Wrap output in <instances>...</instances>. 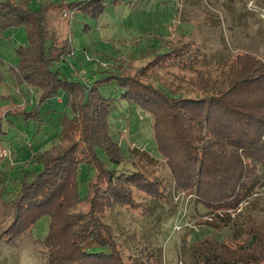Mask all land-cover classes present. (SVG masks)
Listing matches in <instances>:
<instances>
[{
	"label": "trees",
	"instance_id": "16d2710c",
	"mask_svg": "<svg viewBox=\"0 0 264 264\" xmlns=\"http://www.w3.org/2000/svg\"><path fill=\"white\" fill-rule=\"evenodd\" d=\"M36 1L0 0V34L21 27L26 38L25 45L14 49L12 73L17 84L34 93V105L14 104L4 115L37 123L39 129L44 115L54 110L44 103L59 99L64 110L57 141L30 155L41 168L26 172L5 201L12 216L0 238L16 239L47 216L44 264H160L161 244H155L148 230L154 228L150 223L157 214L178 206L177 193L194 194L196 202L212 212L248 203L254 188L264 187V60L236 51L221 74L209 76L196 69L194 93L172 90L153 79L142 81L145 67L134 69L131 61L122 66V58L112 59L113 70L85 83L60 68L74 48L52 28L48 6L97 19L108 6L128 1L58 0L56 5L40 0L37 8ZM190 35L166 41L160 52L141 51L139 58L152 53L160 67L193 71L201 51ZM112 83L118 94L103 95L100 87ZM115 100L151 118L155 149L168 178L150 176V169L123 153L112 131ZM82 164L93 169L85 196L79 192ZM242 210L234 219L215 220L230 230L225 238L210 235L191 243L182 239L183 264H264V224L246 217L241 226L237 221L243 218ZM121 213H138L140 221L121 224Z\"/></svg>",
	"mask_w": 264,
	"mask_h": 264
},
{
	"label": "rangeland",
	"instance_id": "374dc122",
	"mask_svg": "<svg viewBox=\"0 0 264 264\" xmlns=\"http://www.w3.org/2000/svg\"><path fill=\"white\" fill-rule=\"evenodd\" d=\"M52 1L58 5V0ZM127 1L108 6L97 19L85 17L79 10L48 6L47 14L52 28L61 41L67 38L74 48L60 64L61 70L70 78H78L86 83L94 75L100 76L104 71L113 70L110 64L115 61L112 59L122 58L125 62L118 61L122 66L128 67L131 61L134 69L145 67L144 75L140 77L142 81L153 79L172 90L194 93L197 88L193 84L196 69L201 73L207 72L209 76L221 74L222 70H226L224 63L236 51L252 53L264 60V0ZM38 2L33 6L37 8L40 5ZM188 35L198 45V51L203 52L198 54L193 71L160 67L152 60V53H144L139 58L141 51L160 52L166 41L172 42L174 38ZM25 44L26 38L21 27L0 34V233L12 216L5 201L10 200L11 192L18 187L26 172L41 168L30 159V155L57 141L59 119L64 110L59 99L58 102L52 99L44 103L43 107L54 110L44 115L39 129L37 123H24L21 117L4 115L14 104L25 107L34 105V93L26 85L17 84L11 70L17 61L14 49ZM115 88L112 83L102 85L100 90L103 95L114 97L118 94L117 90L114 92ZM116 100L117 110L111 118L112 131L123 153L142 169H150V176L168 178V171L155 149L151 118L138 108ZM97 154L110 166L102 151L97 149ZM92 174L91 166H80L78 181L81 196H85V182ZM135 196L137 199L142 198L139 193H135ZM247 198L248 203L243 205L245 208L241 212L243 218H238L237 223L243 226L242 221H247L244 218L253 217L264 224V187L256 186ZM179 204L173 211L163 210L150 223L154 228L148 231L155 237V244L158 247L161 244L160 264H183L179 246L182 239L191 243L192 240L210 235L217 239L229 235L227 227L216 224L215 220L221 218L211 216L224 209L208 212L196 202L195 195L188 201L185 215L188 225L176 230L174 226L178 219ZM237 213L232 216L229 214L230 219H234ZM138 215L121 213L119 222L140 221ZM48 221L47 216H42L30 230L16 239L0 238V264H44L46 253L43 238L48 231ZM240 224H236V227Z\"/></svg>",
	"mask_w": 264,
	"mask_h": 264
},
{
	"label": "built area",
	"instance_id": "2783aa9c",
	"mask_svg": "<svg viewBox=\"0 0 264 264\" xmlns=\"http://www.w3.org/2000/svg\"><path fill=\"white\" fill-rule=\"evenodd\" d=\"M194 197V194H188L185 195L183 192H179L174 196V202H178L179 204V208H178V212H177V216L178 219L176 221V224L174 226V228L176 230H179L182 225H188V223L186 222V211H187V207H188V201L190 200V198ZM246 202H242L240 203L236 208L233 209H224V210H220V211H216L215 213H217V215H211L216 216L218 218H224V217H229V214L232 216L234 215L236 212H240L243 208V205ZM175 232H179V231H175ZM181 264V263H180Z\"/></svg>",
	"mask_w": 264,
	"mask_h": 264
}]
</instances>
